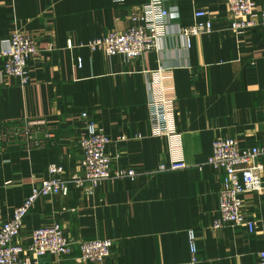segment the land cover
<instances>
[{"label":"crops","instance_id":"crops-1","mask_svg":"<svg viewBox=\"0 0 264 264\" xmlns=\"http://www.w3.org/2000/svg\"><path fill=\"white\" fill-rule=\"evenodd\" d=\"M146 1L0 0V54L17 29L38 47L27 84L4 71L0 56V122L44 118L56 132L44 147L12 146L0 154V228L48 176L50 164L64 166L67 179L82 173L80 144L93 123L110 137L114 166L134 168L138 176L105 180L89 193L70 184L67 194L40 197L25 216L23 244L35 229L59 223L67 236L114 242L106 260L83 264H187L193 234L195 264H259L264 194H243L253 228L214 229L223 172L208 157L218 138L264 148V26L232 31L228 0H163L171 14L157 50L127 58L80 45L126 30ZM255 1L264 7V0ZM200 9L209 12L214 30L188 42L180 28L194 24ZM155 94L170 102L168 135L153 134ZM172 160L187 167L156 171ZM254 161L264 177V153ZM75 257L46 259L77 264Z\"/></svg>","mask_w":264,"mask_h":264},{"label":"built area","instance_id":"built-area-1","mask_svg":"<svg viewBox=\"0 0 264 264\" xmlns=\"http://www.w3.org/2000/svg\"><path fill=\"white\" fill-rule=\"evenodd\" d=\"M231 16L230 28L241 34L248 29L264 26V7L258 9L255 0H228ZM171 9L163 0H147L139 14H133L134 23L126 30L111 31L108 34L80 44L92 50H100L108 56L122 55L136 58L159 48V42L167 32V19ZM198 19L194 24L183 26L180 32L188 42L193 36L211 33L214 24L209 12L197 10ZM71 45V42H69ZM38 47L35 38L19 29L14 30L0 56L4 58V71L18 77L23 84L29 82L28 61L36 55ZM81 65L82 60L79 59ZM169 99L155 94L150 100L152 130L154 135H168L172 129L168 126L167 112ZM86 117V113L82 114ZM44 127V137H38L34 125ZM56 132L44 118H21L0 122V154L12 146L21 149H34L48 145L55 139ZM110 137L93 123L88 125V133L81 141L83 157L79 175L65 178V168L60 164L48 166V176L40 186L32 188L31 194L17 207L12 216L0 228V264H53L46 259L49 255L75 256L77 264L87 261L103 262L111 252L114 242L111 239L96 238L79 240L67 236L59 223L37 228L32 233L29 244L20 241L24 219L36 201L42 196L67 194L70 184L84 193L95 191L105 180L120 178L135 179L138 172L134 168L114 166V157L108 152ZM264 153L261 147H242L233 137L218 138L213 141L212 153L208 163L223 172V186L219 196L218 216L212 227L243 226L253 228L243 212V194L258 192L264 194L263 166L254 160ZM187 167L184 160H172L168 165H160L156 171L177 170ZM192 258L187 264L198 261L196 242L190 235ZM77 251V254L75 250ZM259 264H264V249L259 251Z\"/></svg>","mask_w":264,"mask_h":264},{"label":"rangeland","instance_id":"rangeland-1","mask_svg":"<svg viewBox=\"0 0 264 264\" xmlns=\"http://www.w3.org/2000/svg\"><path fill=\"white\" fill-rule=\"evenodd\" d=\"M34 128L36 129V131H38L37 136L40 138L41 136H43V134H45V130L44 127L42 125L36 124L34 125ZM81 145V144H80ZM71 178V177H70Z\"/></svg>","mask_w":264,"mask_h":264}]
</instances>
